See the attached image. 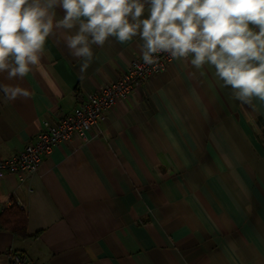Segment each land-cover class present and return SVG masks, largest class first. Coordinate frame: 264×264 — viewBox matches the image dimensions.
<instances>
[{
    "label": "crops",
    "instance_id": "obj_1",
    "mask_svg": "<svg viewBox=\"0 0 264 264\" xmlns=\"http://www.w3.org/2000/svg\"><path fill=\"white\" fill-rule=\"evenodd\" d=\"M65 35L25 78L0 74L29 92L0 97V158L141 58L138 41L111 40L82 76ZM13 200L29 236L0 227V264L9 248L26 264H264V101H238L210 66L172 60L86 141L57 144L22 181L0 174V206Z\"/></svg>",
    "mask_w": 264,
    "mask_h": 264
},
{
    "label": "clouds",
    "instance_id": "obj_2",
    "mask_svg": "<svg viewBox=\"0 0 264 264\" xmlns=\"http://www.w3.org/2000/svg\"><path fill=\"white\" fill-rule=\"evenodd\" d=\"M56 30L82 76L94 47L136 40L145 65L167 54L197 70L210 66L236 100L264 101V0H0V74L25 78ZM28 96L0 83L8 101Z\"/></svg>",
    "mask_w": 264,
    "mask_h": 264
},
{
    "label": "built area",
    "instance_id": "obj_3",
    "mask_svg": "<svg viewBox=\"0 0 264 264\" xmlns=\"http://www.w3.org/2000/svg\"><path fill=\"white\" fill-rule=\"evenodd\" d=\"M172 60L167 54H161L154 65H145L141 58L132 59L117 79L86 93L72 112L53 121L44 119L33 141L10 157L0 158V174H16L22 181L37 170L42 156L50 153L57 144L74 138L86 141L89 130L97 125L104 110L128 97L135 86L163 70ZM2 208L0 206V211ZM6 257L8 264H26L21 254L12 248L6 251Z\"/></svg>",
    "mask_w": 264,
    "mask_h": 264
},
{
    "label": "trees",
    "instance_id": "obj_4",
    "mask_svg": "<svg viewBox=\"0 0 264 264\" xmlns=\"http://www.w3.org/2000/svg\"><path fill=\"white\" fill-rule=\"evenodd\" d=\"M0 227L19 237H27V215L16 201H11L0 211Z\"/></svg>",
    "mask_w": 264,
    "mask_h": 264
}]
</instances>
